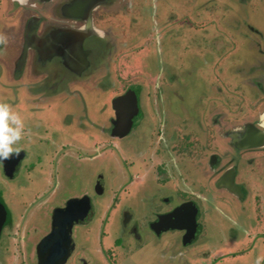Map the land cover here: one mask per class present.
<instances>
[{"label": "flooded vegetation", "instance_id": "af4514ba", "mask_svg": "<svg viewBox=\"0 0 264 264\" xmlns=\"http://www.w3.org/2000/svg\"><path fill=\"white\" fill-rule=\"evenodd\" d=\"M227 1L238 7L221 8L222 0H0V30L11 34L0 38V79L14 87L0 94L15 97L10 106L24 118L20 152L0 164V264H120L151 241L165 250L174 240L192 246L179 251L178 264L192 257L264 264V31L236 17L244 5L264 11V0ZM241 44L254 50L245 64L233 53ZM220 48L226 56L214 62ZM189 51L213 86L195 119L159 101L181 89L173 82ZM128 53L131 66L122 58ZM136 72L142 81L123 83ZM145 131L151 135L141 148L124 142ZM106 154L130 172L110 197L92 198L103 193L101 177L91 191L55 194L59 156ZM39 212L47 221H38ZM114 221L118 233L105 242Z\"/></svg>", "mask_w": 264, "mask_h": 264}, {"label": "rangeland", "instance_id": "374dc122", "mask_svg": "<svg viewBox=\"0 0 264 264\" xmlns=\"http://www.w3.org/2000/svg\"><path fill=\"white\" fill-rule=\"evenodd\" d=\"M198 3L201 4V0H197ZM221 4V3H220ZM247 5V4H246ZM245 6V5H244ZM240 7L241 9H236L238 10L236 17H242V18H249L253 23L256 24V26H258V28L260 27V29H262V31H264V11L262 12H257L255 11V13H250V11H248V7ZM227 7V8H237L238 4L235 2L233 3V1H227V0H222V4H221V8ZM216 8H213L211 10L207 9V11L209 10L210 17H214L213 15L216 13ZM195 9H193L192 11H194ZM201 9H198V12H200ZM261 11V10H260ZM199 14V13H198ZM197 14V15H198ZM225 15V14H223ZM227 18H229V14H226ZM221 19H223L224 17L221 16ZM9 28L8 26H4L1 25V30H0V38L4 39V43L5 41H8L7 35H11L9 32ZM10 40V39H9ZM245 45V44H244ZM243 44H241L239 46V48H237V46L233 49H236L233 53L235 54V56L237 57L238 60H241V62H243L245 64V62L251 58V55L253 54L254 50H250L248 47H244ZM217 52H220L217 58H214V62L217 61L218 59L220 60V58H224V56H226L227 50L226 48H220V49H216ZM228 51H232L228 50ZM130 52V51H129ZM143 52V50H141L140 53L137 54V56H140L141 53ZM195 52H191L189 51L188 54H184L181 55V59L184 62L182 67H178L177 68V74L175 76V81L173 82V85L176 86L177 88L180 87L181 89H178L177 92H168L169 94L166 95V97L164 96L163 101L159 100L161 102H163V104L167 107V109H169L171 112H183L182 114L185 115L188 119H195L197 117V115H199V110L201 109L200 105L202 103V97H205L206 95L210 94L211 89H212V85L209 84L208 82L204 81L203 79V74L202 72H198L197 70V65H201L202 67V61L200 58L195 57ZM9 54H7L6 56H8ZM130 53H128L125 56H122L123 61L128 64V65H133L131 60H130ZM2 58H5V54L3 52V56ZM3 61V60H2ZM249 61V60H248ZM247 61V62H248ZM241 64V63H240ZM238 66V65H236ZM122 67L125 69L126 66L125 64H122ZM238 71L243 73L245 66L243 64L238 66ZM137 71L140 72V67L137 68ZM136 72L134 75V79H127L124 80V84L126 82H132V81H142L143 78L140 75V73ZM203 76V77H202ZM144 83V82H143ZM10 83L6 82V79L4 80L3 77H1L0 79V92H4L3 90L7 87L9 88H14L12 83L9 85ZM172 86V87H174ZM144 92V91H143ZM146 92V91H145ZM144 92V93H145ZM165 95V94H164ZM8 97L5 98V96H3L2 94H0V101H6ZM10 101V105L12 103L15 102V97L12 98H8ZM157 105V104H155ZM168 110V111H169ZM169 111V113H170ZM176 111V112H175ZM154 113V112H153ZM155 118H158L154 116ZM152 117V118H153ZM154 118V120H155ZM24 120V118H22ZM160 124V123H159ZM27 126H28V122H27ZM229 126V125H226ZM148 132H144L143 134V139H141V137L139 136V133L133 134L128 137H126L124 139V142L128 143V144H133L135 143V141L137 143H140V148L142 147V145H144L145 141L144 139L147 138L146 136H149ZM65 137V136H64ZM49 149H52V147H50ZM129 149V148H127ZM126 149V150H127ZM96 152V151H95ZM97 153V152H96ZM125 154H131L128 153V151L124 152ZM92 154V151H91ZM89 156L84 157L83 159L77 160V159H68V157H61L59 156V159H57L55 166H56V176H52V184H54V180L56 179V189H57V193L55 192V194H59L61 195L63 192L69 191V192H75L78 191L80 189H87L89 191L92 190V186L95 180H97L99 177H101V182L103 185V193L99 196L97 194L92 195L93 200L97 201L99 199V201L101 199H104L105 197L108 198L110 197V195H112L115 187H113L115 184H122V183H126V181L129 179L128 174L130 173L128 169H126V163L124 162V160H116L114 158H112L111 155H105V156H98L97 158H93V159H88ZM71 160V162L69 161ZM55 175V174H54ZM55 177V178H54ZM48 179L41 185L38 184L36 186L35 189H37V187L39 188H43V187H47L48 185ZM12 184V183H11ZM15 184V182H14ZM149 182L146 183V185L148 186ZM13 185V184H12ZM123 185V184H122ZM14 186V185H13ZM12 187V186H11ZM58 187V188H57ZM13 188V187H12ZM15 188H13V192H14ZM66 195V194H65ZM8 204L11 208H15L19 211L20 207L17 203V199L16 197L12 194L8 195L6 197ZM133 211L135 214H137V208L135 206H133ZM37 212V211H35ZM47 214V213H46ZM39 217L37 218L39 221V218H43L47 221V217L45 214H42L41 212H39V214H36V216ZM32 217H35L34 215ZM40 219V221L42 222V220ZM93 235L97 232L96 231V226H98V224L96 222H93ZM117 223L114 221L113 223H111L109 226L106 227V232H108V236L106 237V241L108 242L110 241V238H113L114 235H116L115 233H118L117 231ZM151 236V235H150ZM119 239H122V241H124V239L122 238V235L119 234ZM152 238V236H151ZM151 238H148L146 235L142 234V239H144V241L149 242L150 240H152ZM129 241L131 244L134 243V241L132 240V238L129 236ZM213 241V240H212ZM118 242V241H117ZM209 242V241H208ZM172 245H170L169 247H167L165 250L164 248L159 249V247H157L158 242L154 243V242H149V245L146 246L144 249H142L141 253H136V254H130L129 256H124L123 259H121L120 264H178L180 262L179 260V251H184V252H189L192 251V246H188L187 248H185V246L182 245V243L178 242V240H174L172 241ZM93 247L95 246V241H94V236H93V241H92ZM200 242L196 243V245L193 246H200ZM209 248V245L204 247V249L201 247L202 250H206ZM14 248H13V252H14ZM200 255V252H198ZM198 253H196V257H199ZM18 254V253H17ZM193 261L192 262H188V264H193L196 263L195 261V257H192ZM200 258V257H199ZM20 259V256L18 258H14V260L17 262ZM198 263V262H197ZM196 263V264H197Z\"/></svg>", "mask_w": 264, "mask_h": 264}, {"label": "clouds", "instance_id": "9594fccd", "mask_svg": "<svg viewBox=\"0 0 264 264\" xmlns=\"http://www.w3.org/2000/svg\"><path fill=\"white\" fill-rule=\"evenodd\" d=\"M24 122L20 114L6 101H0V164L14 158L21 150ZM257 257L256 264H259Z\"/></svg>", "mask_w": 264, "mask_h": 264}, {"label": "water", "instance_id": "95a60500", "mask_svg": "<svg viewBox=\"0 0 264 264\" xmlns=\"http://www.w3.org/2000/svg\"><path fill=\"white\" fill-rule=\"evenodd\" d=\"M262 143V142H261Z\"/></svg>", "mask_w": 264, "mask_h": 264}]
</instances>
